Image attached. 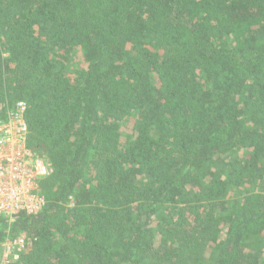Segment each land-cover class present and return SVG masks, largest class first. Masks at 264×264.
Returning a JSON list of instances; mask_svg holds the SVG:
<instances>
[{"label":"trees","instance_id":"16d2710c","mask_svg":"<svg viewBox=\"0 0 264 264\" xmlns=\"http://www.w3.org/2000/svg\"><path fill=\"white\" fill-rule=\"evenodd\" d=\"M18 102L52 172L9 264H264V0H0Z\"/></svg>","mask_w":264,"mask_h":264},{"label":"built area","instance_id":"2783aa9c","mask_svg":"<svg viewBox=\"0 0 264 264\" xmlns=\"http://www.w3.org/2000/svg\"><path fill=\"white\" fill-rule=\"evenodd\" d=\"M26 104L18 102L0 121V218L13 222L20 214H36L45 204L39 182L52 172L48 159L26 147ZM29 245L24 235L0 246V264H9Z\"/></svg>","mask_w":264,"mask_h":264}]
</instances>
